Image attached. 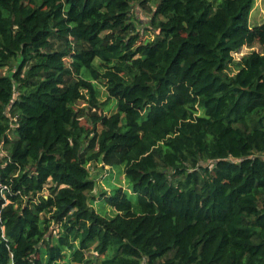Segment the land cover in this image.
Returning a JSON list of instances; mask_svg holds the SVG:
<instances>
[{
    "label": "trees",
    "instance_id": "1",
    "mask_svg": "<svg viewBox=\"0 0 264 264\" xmlns=\"http://www.w3.org/2000/svg\"><path fill=\"white\" fill-rule=\"evenodd\" d=\"M255 2L0 0V264H264Z\"/></svg>",
    "mask_w": 264,
    "mask_h": 264
},
{
    "label": "rangeland",
    "instance_id": "2",
    "mask_svg": "<svg viewBox=\"0 0 264 264\" xmlns=\"http://www.w3.org/2000/svg\"><path fill=\"white\" fill-rule=\"evenodd\" d=\"M133 8L135 11H137V14L142 22H145L148 20V17L143 12V10L140 9L139 5L136 3L133 4ZM264 22V0H256L255 6L252 10L251 17H250V25L252 27H255L259 24H262ZM150 37H147L144 35L143 39H147ZM152 38V35H151ZM253 51L260 52L261 47L259 44H255L252 48L251 47H244L240 53L234 54V58L236 61H239L244 55L250 54ZM232 73H235L232 72ZM99 88L101 89L102 96L100 98L101 101H105L107 99L105 90L102 86L99 85ZM114 103V101H113ZM79 106L83 107L84 104L81 102L79 103ZM109 115L110 112H107ZM83 124L85 122L83 121ZM90 175L91 177L96 181V189L93 193L94 196H96L95 202H93V207L95 210L99 211L102 215L105 216H111V214H114V211L110 207H105V205H102V203L99 201L101 200V197H99V192L106 191L107 193H110L114 188H123L124 190L128 191V183L126 182L124 172L125 167L120 166L114 169H110L108 167H104L102 165H96L92 164L89 167ZM57 231V230H56ZM88 255V253L86 254Z\"/></svg>",
    "mask_w": 264,
    "mask_h": 264
},
{
    "label": "built area",
    "instance_id": "3",
    "mask_svg": "<svg viewBox=\"0 0 264 264\" xmlns=\"http://www.w3.org/2000/svg\"><path fill=\"white\" fill-rule=\"evenodd\" d=\"M0 156L6 157L7 153L3 150V145H0ZM10 193V189L8 186L2 181L1 175H0V194L4 193Z\"/></svg>",
    "mask_w": 264,
    "mask_h": 264
}]
</instances>
